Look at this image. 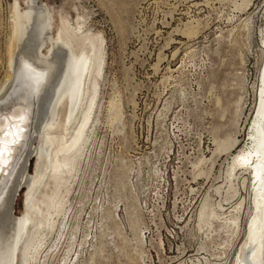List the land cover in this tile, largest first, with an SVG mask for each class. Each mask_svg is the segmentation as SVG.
<instances>
[{"label":"rangeland","instance_id":"obj_1","mask_svg":"<svg viewBox=\"0 0 264 264\" xmlns=\"http://www.w3.org/2000/svg\"><path fill=\"white\" fill-rule=\"evenodd\" d=\"M37 1L52 37L93 47L90 119L75 145L51 150L16 264H236L254 209L241 158L260 101L264 0ZM15 2L24 8L0 0V87Z\"/></svg>","mask_w":264,"mask_h":264},{"label":"bare ground","instance_id":"obj_2","mask_svg":"<svg viewBox=\"0 0 264 264\" xmlns=\"http://www.w3.org/2000/svg\"><path fill=\"white\" fill-rule=\"evenodd\" d=\"M48 19L45 7L37 0H25L21 10L17 2L14 3L12 76L0 87V92L3 90L0 95V116L25 114L27 119L18 152L12 162L0 170V188L3 189L0 196L4 198L0 201V264H16L18 249L35 220L31 191L37 180L40 187L46 170L51 167V150L54 148V153H57L75 145L74 138L90 119V100L85 105V97L93 47L86 43L79 53L76 52L62 31L52 37ZM46 29L47 33L44 32ZM260 76L262 87L250 134L252 145L241 158L254 174V209L247 221V238L238 253L236 264H263L264 259V60ZM38 78L39 93L33 98L30 95L31 86ZM63 103V146H56ZM235 144L236 140L233 139L230 146ZM33 155L34 173L30 175L28 165ZM23 186L26 189L25 212L17 217L13 202Z\"/></svg>","mask_w":264,"mask_h":264},{"label":"snow or ice","instance_id":"obj_3","mask_svg":"<svg viewBox=\"0 0 264 264\" xmlns=\"http://www.w3.org/2000/svg\"><path fill=\"white\" fill-rule=\"evenodd\" d=\"M31 87L30 95L34 98L39 93L40 79L38 78ZM26 119L25 114L15 117L0 116V170L10 164L18 152L24 139ZM0 191L3 189L0 188ZM3 199V196H0V201Z\"/></svg>","mask_w":264,"mask_h":264},{"label":"water","instance_id":"obj_4","mask_svg":"<svg viewBox=\"0 0 264 264\" xmlns=\"http://www.w3.org/2000/svg\"><path fill=\"white\" fill-rule=\"evenodd\" d=\"M45 33H47V29H46V31H44ZM21 190V189H20ZM20 190L17 192V194H16V196H15V199H14V205H15V200H16V198H17V196L19 195V193H20Z\"/></svg>","mask_w":264,"mask_h":264}]
</instances>
